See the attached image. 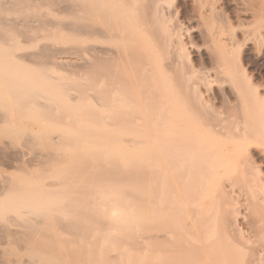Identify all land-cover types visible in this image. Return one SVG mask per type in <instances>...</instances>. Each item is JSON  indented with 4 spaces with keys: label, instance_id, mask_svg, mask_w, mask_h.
Listing matches in <instances>:
<instances>
[{
    "label": "bare ground",
    "instance_id": "obj_1",
    "mask_svg": "<svg viewBox=\"0 0 264 264\" xmlns=\"http://www.w3.org/2000/svg\"><path fill=\"white\" fill-rule=\"evenodd\" d=\"M43 45L56 50L50 66L35 55ZM247 52L264 54V0H0V264H135L129 208L143 201L119 184L84 193L91 174L79 179L111 130L131 132L118 142L144 145L159 177L162 232L142 240L172 245L161 264H251L243 234L264 243L252 162L264 164V88L238 67ZM147 97L169 101L152 122L159 136L144 132ZM202 97H227L234 115L199 110ZM23 140L52 162L30 150L21 164Z\"/></svg>",
    "mask_w": 264,
    "mask_h": 264
},
{
    "label": "rangeland",
    "instance_id": "obj_2",
    "mask_svg": "<svg viewBox=\"0 0 264 264\" xmlns=\"http://www.w3.org/2000/svg\"><path fill=\"white\" fill-rule=\"evenodd\" d=\"M24 29H26V30H24ZM28 29L29 28L24 27V28H22L20 30H22L23 32L24 31L30 32ZM50 47L51 46H46V45L44 46L43 45V46H40L37 50H35V51H37L35 55L38 56V58L40 57V59L41 58L44 59V60H42V59L41 60L46 65L48 64V61H50L49 59L53 60L55 55H56L55 48H52V47L50 48ZM254 54L255 53L252 54L251 52H247V53L243 54L241 60L238 61V67H240L244 71V73L246 74L247 81L253 87H255L258 90V92L261 94V92H262V90L264 88V54L262 56H260V57H256V54L255 55ZM44 61H46L47 63L44 62ZM48 65L50 66V63ZM66 69L69 71V69H72V68H67L66 67V68L61 69V70H66ZM84 83H85V81H83V80H79L78 82H75V83L69 81V84H68L67 87L69 89H74L75 87H78L79 85H83L84 86ZM261 87H262V90H261ZM93 98L95 100L99 99V100H101L103 102H106L107 99L110 100V101L114 100L113 102H115V103H118V101L120 99V97H93ZM147 98H149V97H147ZM151 98H153V99H151ZM172 98L180 99L181 97L180 98L179 97H177V98L176 97H171V99ZM204 98L202 97L200 100H198L200 105H197L198 101H196L197 102L196 105H197V108L199 110L213 113L215 117H217V116L218 117H222V116L225 117L226 115L229 117V116L234 115L233 114L235 112L233 110L234 109V105H233V103H231V101H229V99L227 97H204ZM224 99H226V100H224ZM202 100H203V102H202ZM147 101H149L150 103L147 102ZM147 101H146V105L148 104L147 105V109L150 111L149 112L147 110V112H148V120H149V118L151 120L147 122L148 124L146 125V128H145L144 132H146L147 136L151 135L149 137H152L154 134L159 136L160 133H161V130L159 128L155 129L152 126V122H154V119L156 118L157 112H160V110L165 106V104H168L169 101L168 100L164 101L163 97H150L149 99H147ZM224 101H225V103H224ZM157 103L159 105H161V106H159ZM150 107L155 113H153V111L150 109ZM153 107H155V108H153ZM154 109H156V110H154ZM100 110H101V114H104V108H100ZM124 113H125V115H124ZM127 114H129V113H127ZM127 114H126V112H122L121 116L125 117V118L126 117L128 118ZM149 124H150V127H149ZM132 132H134V131H132ZM108 135L110 137H115V140H111L110 142H108L105 145L101 146L100 152L102 153V158H103L102 162L98 163V164H95V165L93 164L92 166L88 165L87 167L85 165L84 173H82L83 171L80 173L79 179H81V180H85L86 179V178H84L86 176V174L87 175L91 174L90 178L92 179V177H95V174L93 175V172L97 173L96 174L97 178L99 177L98 179H95V180L93 178L92 180L95 181V182H91L92 180L89 179V176H86V177H88V179H86V180H88L87 181L88 183L90 181V185H89V187H87L88 183L85 184L86 187H83V191L86 190L84 193H87V192L90 193V191H92V187L96 188L98 186L99 189H102L104 187L105 188L106 187H112L111 185H113V186L117 185L118 186V184H119L121 187L123 186L124 189H126V190L129 188L127 190V192H126V195H130L129 197L132 199L133 202H137V201L142 200L143 203H144V206H142V205L141 206L140 205H136V206L132 205L129 208V212L132 215V217H135V216H139L140 217V219H138V220L137 219L136 220H132L131 219V222H132L131 224H132V227H133V234L131 235V237H132L131 241L132 240L133 241L131 242L132 243L131 246L134 248V254L136 256L135 264H161L160 263V256L161 255L160 254H163V252L166 249H168L167 246L169 248H171L172 245L171 244H169V245L165 244V243H163L162 241H160L157 238H156L157 240L156 239L151 240V241H153V243L150 241L149 242L150 244H148V243L145 244V241L142 240L143 238L145 239V236L151 238V237L156 236V234L158 235L159 233L162 232V231H160V230H162L161 229L162 227L159 225L160 222H161L160 210H161V207H162V200H161L160 189H159L160 180H158L159 177L156 176V174H154V173H150V171H152V170H150L151 168H149V166H148L149 165V155L147 154V150H146V147L144 145L131 146L129 143H121V142L119 143L118 142V140H117V136L118 135H121L123 140L126 139V138L127 139L134 138V136H133V134L131 132H126V133L119 132V133H117L116 131L111 130L110 132H108ZM23 141H25V140H23ZM23 141L20 144L21 145L23 144L21 147H23L24 151L26 150L25 151L26 153L21 154L24 157L19 155L18 158H17V160L20 161V162H22L21 160L24 161L21 164H26V162H27L26 159L29 157V156L27 157L26 155L29 153L30 150H31L30 153L34 154V155L38 154V152H39L38 155H40V156L38 158V161L39 160H45V162H46V160H50V161L52 160V159H48V156H47V155H50L51 152L50 153L46 152L47 150L43 151V149H41L40 147H39V149L37 151V148H38L37 146H35L36 148L34 146L31 148V145L29 146L27 141H25L26 143L23 142ZM33 150H34V152H33ZM51 151H52V149H51ZM41 154H44V155H42V157H41ZM45 156H47V159H46ZM132 156H135L137 161H138V163L133 165V166H131V160H132L131 157ZM20 157H22V158L20 159ZM253 159H252V162H254V164L256 166H259V168L257 167V169L260 170L262 173H264V164L262 165V163L259 160H257L256 158L254 159L255 161ZM4 160L6 162H8V161L11 160V158L6 157V158H4ZM39 162H42V161H39ZM45 162L43 161V163H41V165H39V166H41V167L44 166ZM48 162L49 161H47V163ZM4 164H6V163H4ZM45 165H47V164H45ZM47 166H45V167H47ZM93 166H95V167H93ZM96 167H97V169H95ZM99 167H101L100 168L101 170L99 169ZM104 170H106V172ZM104 172H105V174H104ZM100 174H101V176H100ZM106 176H107V178H106ZM108 176H111V177H108ZM112 176H114V177H112ZM155 177L157 179H155ZM113 178H114V182H113V180H111ZM97 180L100 183H98ZM118 180H119V182H118ZM115 181H116L117 184L115 183ZM111 182L114 183V184H112ZM125 182H127V183H125ZM121 183L124 184V185H122ZM91 184L92 185L94 184V186H92ZM126 184L128 186L125 187ZM104 185H106V186H104ZM234 188H237V192H239L242 195V198H244L243 197L244 196L243 195L244 191H243V193H242V191H239L240 188L237 187V186H234L232 188V190ZM237 192H236V190H233L231 198H233V199L234 198L242 199L240 194L238 195L240 197L236 196L238 194ZM233 194H235L234 197H233ZM116 203L114 205H116ZM151 203H153L155 205H154V207L151 210H149L148 206H150ZM151 211L154 212L153 215H151ZM151 219H153V220H151ZM151 225H153V226H151ZM156 227H157V229H156ZM185 236H186V234L183 237H185ZM245 236H246V234L245 235L243 234V240H244V241H242L243 245H242L241 241L239 243L245 248V251H247V253L250 251L248 253L249 254L248 255V260H249V258H252L257 263L256 259L258 258V255H259L258 254V249L260 247H262L261 245H263L264 243H263L262 239H261V241L259 240V238H261V237H259V235H257V234H256V236H254V234L248 235L249 239H247V240H246ZM155 241H158V242L155 243ZM251 242H254V243H251ZM161 243H163V244H161ZM147 244H148V246H147ZM247 244H251L250 245L251 249H254V248H252V246H253L252 244H256V245H254V247H256V246L259 247L260 246L256 250L257 253H255L256 252L255 249L253 251L250 250L249 247L247 246ZM244 245L247 246V247H245ZM247 248H248V250H247ZM148 249H150L151 253L154 254L153 256L149 255L150 252L148 251ZM255 256L257 258H255ZM252 259H250L251 261L249 260L250 263L251 264L252 263L256 264L255 262H253L254 260H252Z\"/></svg>",
    "mask_w": 264,
    "mask_h": 264
}]
</instances>
